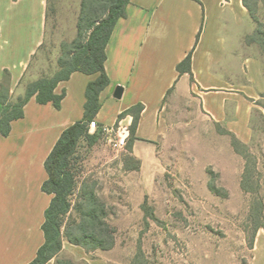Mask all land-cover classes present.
Masks as SVG:
<instances>
[{
    "label": "crops",
    "instance_id": "obj_1",
    "mask_svg": "<svg viewBox=\"0 0 264 264\" xmlns=\"http://www.w3.org/2000/svg\"><path fill=\"white\" fill-rule=\"evenodd\" d=\"M47 10L48 0H0V82L7 70L13 98L24 95L21 81L46 39ZM253 30L242 0H131L106 47L110 84L100 95L95 121L130 127L133 117L119 116L144 105L132 149L143 168L162 136L163 106L170 97H185L253 152L258 139L264 162V119L257 131L251 101L263 84V64L246 52L244 41ZM190 53L192 76L182 75L177 66ZM97 76L74 72L55 89L58 95L65 92L61 109L32 98L24 118L12 122L10 135L0 134V264H29L44 245L52 200L42 190L48 178L45 161L63 131L83 119L86 88ZM117 88L123 90L119 99ZM59 258L109 264L107 251L88 253L66 239Z\"/></svg>",
    "mask_w": 264,
    "mask_h": 264
},
{
    "label": "rangeland",
    "instance_id": "obj_2",
    "mask_svg": "<svg viewBox=\"0 0 264 264\" xmlns=\"http://www.w3.org/2000/svg\"><path fill=\"white\" fill-rule=\"evenodd\" d=\"M82 2L48 0L46 39L30 63L24 94L28 83L59 70L61 47L77 36ZM257 18L258 23L251 18L254 30L244 41L246 52L263 64V84L251 99L260 131L264 6ZM196 105L185 97H170L160 112L162 136L155 157L139 170V161L127 150L129 139L124 149L114 148L105 134L93 147L81 141L71 162L77 188L62 231L77 219L79 189L86 186L107 206L108 222L116 229L115 247L107 251L109 264H264V230L255 232L250 219L253 197L240 185L245 160L232 146V133ZM259 145L257 139L253 154L260 160L264 197Z\"/></svg>",
    "mask_w": 264,
    "mask_h": 264
},
{
    "label": "trees",
    "instance_id": "obj_3",
    "mask_svg": "<svg viewBox=\"0 0 264 264\" xmlns=\"http://www.w3.org/2000/svg\"><path fill=\"white\" fill-rule=\"evenodd\" d=\"M131 0H83L81 13L77 24V36L70 43L61 47V57L58 61L59 70L53 77L42 76L28 83L24 96L13 99L10 92V73L5 70L0 82V134L8 137L12 131V122L24 118V108L35 98L40 105L52 104L61 109L65 92L55 93L58 84L70 79L74 72L86 75H98L87 85L84 117L63 131L53 150L45 161L48 175L43 183L42 190L52 196L50 206L45 213L43 231L45 243L39 249L36 258L29 264H47L56 259V264H75L71 260L61 259L59 255L66 239L71 244L83 248L91 253L97 250L110 251L116 244V229L108 222L107 206L97 199L93 191L86 186L79 189L75 210L76 220L63 228V218L70 214L73 196L76 188V175L71 170V162L77 153L81 141L87 142L90 147L96 145L103 136L101 130L91 134L89 125L95 121L101 109L100 95L109 86L110 79L106 72V47L110 41L116 24L127 17V7ZM254 22L258 23L257 13L264 0H242ZM180 74L192 76V54L177 66ZM24 79L21 81L23 84ZM144 105L137 104L119 116V119L130 115L133 122L130 126L128 152L132 149L136 137ZM232 146L237 154L245 160V168L241 177V189L252 195L250 219L254 223V230H264V197L262 195V172L259 170V158L253 154L251 148L242 143L234 134ZM140 169V164L135 170ZM214 188H212L213 190ZM250 247L254 248V240ZM86 264V263H84Z\"/></svg>",
    "mask_w": 264,
    "mask_h": 264
},
{
    "label": "built area",
    "instance_id": "obj_4",
    "mask_svg": "<svg viewBox=\"0 0 264 264\" xmlns=\"http://www.w3.org/2000/svg\"><path fill=\"white\" fill-rule=\"evenodd\" d=\"M89 130L91 134L101 130L103 134L107 135L109 143L116 149H124L130 136V127L123 124L108 128L93 121L89 125Z\"/></svg>",
    "mask_w": 264,
    "mask_h": 264
},
{
    "label": "water",
    "instance_id": "obj_5",
    "mask_svg": "<svg viewBox=\"0 0 264 264\" xmlns=\"http://www.w3.org/2000/svg\"><path fill=\"white\" fill-rule=\"evenodd\" d=\"M122 92H123L122 88H117L116 93H115V97L118 99L121 98Z\"/></svg>",
    "mask_w": 264,
    "mask_h": 264
}]
</instances>
